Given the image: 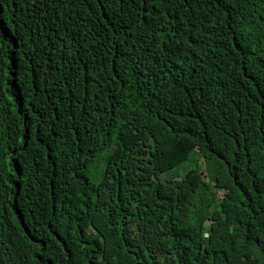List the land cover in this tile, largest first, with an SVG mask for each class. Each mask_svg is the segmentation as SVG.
<instances>
[{"label": "trees", "instance_id": "obj_1", "mask_svg": "<svg viewBox=\"0 0 264 264\" xmlns=\"http://www.w3.org/2000/svg\"><path fill=\"white\" fill-rule=\"evenodd\" d=\"M0 264H264V0H0Z\"/></svg>", "mask_w": 264, "mask_h": 264}, {"label": "rangeland", "instance_id": "obj_2", "mask_svg": "<svg viewBox=\"0 0 264 264\" xmlns=\"http://www.w3.org/2000/svg\"><path fill=\"white\" fill-rule=\"evenodd\" d=\"M185 165H186V164H185ZM185 165H183L182 169H180V170H181V173L178 175V176H180L181 178L183 177V173L189 169V168H186Z\"/></svg>", "mask_w": 264, "mask_h": 264}]
</instances>
